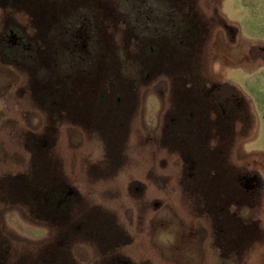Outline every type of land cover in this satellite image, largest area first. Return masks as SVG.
<instances>
[{
    "label": "rangeland",
    "instance_id": "rangeland-1",
    "mask_svg": "<svg viewBox=\"0 0 264 264\" xmlns=\"http://www.w3.org/2000/svg\"><path fill=\"white\" fill-rule=\"evenodd\" d=\"M0 233V264H264V0H0Z\"/></svg>",
    "mask_w": 264,
    "mask_h": 264
},
{
    "label": "flooded vegetation",
    "instance_id": "flooded-vegetation-1",
    "mask_svg": "<svg viewBox=\"0 0 264 264\" xmlns=\"http://www.w3.org/2000/svg\"><path fill=\"white\" fill-rule=\"evenodd\" d=\"M47 15L49 16L48 12L45 13L44 18H47L46 17ZM149 17H151L150 19L155 23L162 22L157 15L149 14ZM87 21L89 22V19H85L80 24H76L75 25L76 28L73 29V32H70L69 39L71 40V46H78L79 43L80 44L82 43V47H86L87 43H89V42L91 43V41H92L91 39L93 38V36L91 38V34H90V30L88 29ZM126 31L127 30L125 29V32ZM10 32L13 33V30H11ZM66 35H67V32H66ZM11 40L16 45L20 42V37H17L16 34H14L11 37ZM191 76H192V78L188 79L189 82L187 84L188 85L187 87L192 86V88H194V90H195V86L197 87L196 92L200 96V98H202V100L205 102V106L207 108L208 115L205 116V119L207 117L209 119V114L212 112V113L216 114L217 118H219L221 120L227 119L228 122H230L231 117L234 116L235 113L237 114L238 112H241V105H240V103H239V101L235 95L236 93L230 87V85L228 83H224V84L212 83L211 85H209L208 82H206L204 79H201V78L197 79L192 74H191ZM192 113L194 114V112H192ZM194 117L196 119L195 120L196 122L193 124L199 125L201 123V120L198 119L195 116V114H194ZM205 146H207V148H209L208 145L205 144ZM201 147L203 148V146H201ZM207 148H206L205 154L208 151ZM201 151L204 152L205 149L203 148V149H201ZM201 151L199 150L197 154L192 153V152L189 154V158L190 157L193 158V160H191L192 165H197V163H198L197 160H199L201 158L200 153H203ZM203 158L206 159V157H204V155H203ZM191 177L193 178L194 174ZM240 177H239L240 180L244 179V176H240ZM55 191H57V192L50 193V192H52V191H50V189H48V190L44 189L43 191H39V193H42L41 196L39 194H37V203H39L42 200L43 201L42 205H47L46 203H48L50 201L51 196L53 194V197L55 198V203H54V201H53V203L56 204V207H55L56 210L53 211L54 213H56L57 210L59 211L58 207L62 208V203H66V199L69 195L74 194L73 190L69 189L68 191H66V190H64V188H61V189L59 188L58 190H55ZM196 192H197V190H196ZM33 193H36V191H34ZM56 199H58V200L56 201ZM205 202H207V200ZM67 204L68 203H66V205ZM47 208H49V206H47L44 209V211L42 213L43 214L42 218H45V219H46V217L48 218L49 213L46 210ZM39 217L40 216L36 217V219L40 220ZM1 236L3 237L4 235L3 234L1 235V233H0V238H1ZM46 241L44 240L41 244L38 245V246H40L37 248L39 252H45V253L49 252V243H46ZM0 243H1V239H0ZM6 247H8V246L6 245Z\"/></svg>",
    "mask_w": 264,
    "mask_h": 264
}]
</instances>
